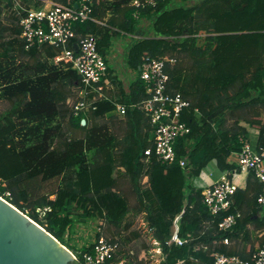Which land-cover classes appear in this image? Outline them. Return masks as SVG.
Masks as SVG:
<instances>
[{"label":"trees","instance_id":"trees-1","mask_svg":"<svg viewBox=\"0 0 264 264\" xmlns=\"http://www.w3.org/2000/svg\"><path fill=\"white\" fill-rule=\"evenodd\" d=\"M132 2L101 0L92 13L96 22L75 24V42L95 36L99 52L107 57L113 39L134 34L141 19L154 16L152 35L132 46L128 65L139 71L147 58L175 61L168 65L169 88L190 103L181 119L190 134L175 143L177 161L162 165L154 152L146 160L145 151H154V131L137 108L147 98L140 77L127 94L108 69L100 85L108 76L119 87V99L106 95L94 103L96 110L75 117L74 103L84 87L80 76L64 63H54L60 48L26 51L18 25L25 13L18 16L13 0H0V196L9 192L14 207L66 247L76 223L98 219L97 239L103 236L121 246L115 264L140 236L132 230L131 214L145 216L164 255L161 264H214L220 254L247 259L249 254L234 244L249 239L250 228L264 231L258 204L263 184L251 172L246 188L232 196L231 210L212 216L203 190L192 180L212 161L222 172L237 168L228 159L242 151V138L249 139L243 123L260 130L258 147L264 144V0H159L155 7L138 10ZM137 11L140 19L134 16ZM117 104L126 107L125 116L107 121ZM182 158L187 159L185 169L179 164ZM145 176L147 187L141 185ZM124 180L134 204L124 193ZM46 183L55 186L40 191ZM236 213L241 214L237 225L220 231V222ZM180 215L178 236L187 241L183 246L170 244ZM263 245L264 235L258 246ZM89 251L91 247L74 250L78 264H84ZM136 255L138 259L139 250Z\"/></svg>","mask_w":264,"mask_h":264},{"label":"built area","instance_id":"built-area-1","mask_svg":"<svg viewBox=\"0 0 264 264\" xmlns=\"http://www.w3.org/2000/svg\"><path fill=\"white\" fill-rule=\"evenodd\" d=\"M13 1L15 7L19 9L18 16L21 10L25 13L20 15L18 25L22 31L20 39L25 42L26 51L34 47L60 48L61 52L55 57V63H64L80 76L84 87L79 93V100L74 103V116L80 117L81 114L96 110L94 103L104 98L100 83L108 70L107 58L99 52L95 36H85L75 42L77 34L74 26L77 23L96 22L92 13L101 0H70V4H61L56 0H33L35 4L40 5L38 8H27L23 5V1ZM158 1L133 0L131 6L137 10L143 6L155 7ZM134 16L140 19L138 11ZM174 63L175 61L169 58H147L139 69V77L144 82L147 98L138 104L137 108L149 118L154 131V151L146 150L145 156L148 161L154 152L162 165H172L177 161L175 143L179 138L190 134L189 127L181 120L184 110L190 107V103L169 88L170 75L167 70L168 65ZM91 94L97 96L91 99ZM1 95L2 86H0V103ZM115 112L124 117L126 107L117 104ZM241 143L242 151L234 153L236 171L254 173L255 178L264 186V144L254 149L247 138H242ZM179 164L185 169L187 159H180ZM236 190V185L225 176L203 191V203L212 216H218L231 210L232 196ZM0 198L12 205L9 201L11 199L9 192H5ZM258 204L262 207L259 215L264 216V188L258 198ZM180 218L181 215L174 223L175 232L170 244L183 246L187 241L178 236ZM240 218V213L229 214L220 222L219 230L231 231ZM224 244L229 245V239H225ZM89 247L91 251L83 255L84 264H115L113 259L121 246L101 236L87 248ZM72 255L78 260L75 253ZM214 264H264V245L253 250L247 259L237 255H217Z\"/></svg>","mask_w":264,"mask_h":264},{"label":"crops","instance_id":"crops-1","mask_svg":"<svg viewBox=\"0 0 264 264\" xmlns=\"http://www.w3.org/2000/svg\"><path fill=\"white\" fill-rule=\"evenodd\" d=\"M23 5L25 7L29 6L30 8H33L37 4H35L34 1H32V2H28V3L23 2ZM153 17L154 16L141 19L139 21L138 25L136 26V32L134 34L122 35L118 38L113 39L111 47L109 49V53L106 57L108 69H110V71L112 72V76H116L117 79L122 83V88L124 89V91L127 94L129 93L130 86L139 77V71L131 69L128 65L129 51L132 48V46L134 44H136V42H138L140 39H143L144 36L142 37L141 35L147 34L146 37H149L152 35V28L151 27H152V23L154 20ZM143 21L146 22V26H145V24H143ZM148 21L151 22V25L150 24L147 25ZM125 46H127L126 50H125ZM34 61H36V63H37V60H34ZM54 63H55V61H54ZM102 88H103V91H102L103 97L108 95V96H113L115 98V100L119 99V92H118L119 87L116 86L115 84L111 83L108 76H106V83L104 86H102ZM119 105H121V104H119ZM110 115H111V117L110 116L106 117L107 121H110V118H112V116H113V118L111 120H119V119L122 120L123 119V117L116 114L115 111L112 112ZM242 125L248 131L249 140L252 144V147L254 149H256L259 145L260 130H258L256 128H252L251 126H249L248 124H245V123H243ZM235 161H236V157L234 154H232L230 156V158L228 159V162L231 165L235 166ZM225 176L228 177L236 185L237 189H245L246 188L248 178H249V173L242 172L239 170L236 171V169L234 171H232L231 173L222 172L218 168L216 161H212L206 168H204L202 170L200 176H198L194 180H192V185L196 189H202L204 191L206 188L213 186L215 183L220 181L221 178H223ZM143 181L141 182V185L143 187H147L148 178L146 176H145V178H143ZM122 187H123V189H126V190H124V193L128 194V192H129L127 189L128 185H127L125 180L122 181ZM128 196H129V200H130L131 204H134L135 203L134 198H133L134 195H132L129 192ZM261 215H263V213H261ZM132 216H134V217L135 216H141L143 219L141 224H140V228L137 229L138 231H136L134 229V226L132 228L133 231L139 232L140 236L138 238L132 239V240H134V243H133V241H131L129 243V245L125 248V250H126L125 251V257L126 258L121 260L118 264H137V261H139V262L143 261L145 263V261L147 262V260H148L147 258H149V260H150L152 255H154L158 250L160 251V253L162 254L163 259H164V255L160 249L158 242L152 239L151 232L148 229L147 224L145 222V216L144 215L131 214L130 218L132 219V221L134 220V217H132ZM260 217L263 218L264 216H260ZM250 230L251 231H250L249 239H247V240H245V238L239 239L236 242L237 244H234V246H236L240 251L244 252L245 254H250V252L255 250L258 247V245L261 243L262 237L264 235L263 230L262 231L261 230H255L253 228H250ZM131 234H132V232H131ZM131 234H128V235L131 237L132 236ZM241 237H243V234H241ZM144 238L147 240L146 242H144L142 240ZM136 240L140 241V243L136 242ZM138 243L140 244V247L136 248L134 245L138 244ZM145 246H147V248H149V249H147V248L145 249ZM141 247H142V253L138 256L139 258L137 259V255H136L137 249L140 248V250H141ZM135 249H136V253L132 251ZM146 251H147V253H146ZM150 255H151V257H150Z\"/></svg>","mask_w":264,"mask_h":264},{"label":"water","instance_id":"water-1","mask_svg":"<svg viewBox=\"0 0 264 264\" xmlns=\"http://www.w3.org/2000/svg\"><path fill=\"white\" fill-rule=\"evenodd\" d=\"M0 264L78 263L54 236L0 198Z\"/></svg>","mask_w":264,"mask_h":264},{"label":"rangeland","instance_id":"rangeland-1","mask_svg":"<svg viewBox=\"0 0 264 264\" xmlns=\"http://www.w3.org/2000/svg\"><path fill=\"white\" fill-rule=\"evenodd\" d=\"M19 2L20 1H22V0H18ZM143 24H145V26H146V22L145 21H143ZM151 25V22H147V25ZM144 26V25H143ZM143 38H145L146 36H147V34H143V35H141ZM149 36V35H148ZM141 37V38H142ZM131 39V38H130ZM126 47L127 46H125V50H126ZM32 64L34 65V64H36V61H33L32 62ZM3 107V105H0V109ZM144 182V181H143ZM54 184H55V182H54ZM54 184H52V186H55ZM45 186V189L43 190L44 192L45 191H49V190H51L52 188H54V187H52V186H49V185H47V183L46 184H42L41 186H40V191L43 189V187ZM42 188V189H41ZM42 191V192H43ZM132 217H134V216H132ZM142 217L141 216H135L134 217V229L136 230V231H138L137 229H139L140 228V224H141V222H142ZM129 221H132V219L129 217ZM107 229H105V232H104V230H103V233H104V235L106 234L107 236H109V234L107 233ZM101 232V230H100V227H99V221H98V219H96V218H93V219H90V220H88L87 221V223L86 224H78V223H76L75 224V226L73 227V230H71L69 233H68V235H67V243H68V247H66L65 245H63L62 243V245L63 246H65V248L71 253V254H73L74 253V250H77V251H79V250H81L82 248H86V247H88V246H90V245H92L96 240H97V235L99 234ZM125 235H128L129 234V232H123ZM105 235V236H106ZM139 240V239H138ZM138 240H136V242H139L140 243V241H138ZM144 242H146L147 240L144 238V239H142ZM149 242V241H148ZM133 243H134V240H133ZM135 244L134 246L136 247V248H138V247H140V244ZM147 245V244H146ZM137 250H140V248L139 249H137ZM142 253V247H141V250L139 251V255ZM160 251L158 250L154 255H152V257H151V255H150V257H151V259L149 260V258H147L146 260H147V262L145 261V263L143 262V264H161L162 263V261L164 260L163 259V256H162V254L160 253ZM76 262H77V260H75ZM78 263V262H77Z\"/></svg>","mask_w":264,"mask_h":264}]
</instances>
